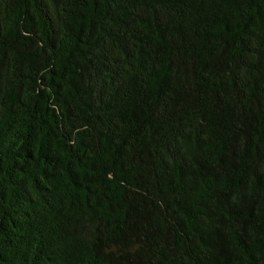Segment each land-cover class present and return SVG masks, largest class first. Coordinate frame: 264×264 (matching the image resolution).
Returning a JSON list of instances; mask_svg holds the SVG:
<instances>
[{
  "label": "trees",
  "instance_id": "trees-1",
  "mask_svg": "<svg viewBox=\"0 0 264 264\" xmlns=\"http://www.w3.org/2000/svg\"><path fill=\"white\" fill-rule=\"evenodd\" d=\"M0 264H264V0H0Z\"/></svg>",
  "mask_w": 264,
  "mask_h": 264
}]
</instances>
